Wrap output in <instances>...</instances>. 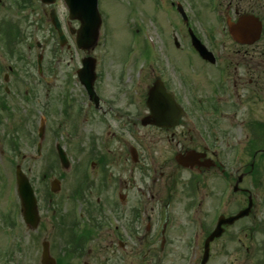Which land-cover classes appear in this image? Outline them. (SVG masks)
<instances>
[{"label": "flooded vegetation", "instance_id": "obj_1", "mask_svg": "<svg viewBox=\"0 0 264 264\" xmlns=\"http://www.w3.org/2000/svg\"><path fill=\"white\" fill-rule=\"evenodd\" d=\"M243 1V7L238 4L232 7L228 2L222 9L220 3L214 6L210 0H148L150 19L157 31L154 45L146 44L145 48L141 90L146 113L141 116L135 115L134 74L114 77L107 74V80L116 85L113 100L105 99L101 74H96L94 98L81 86L82 101L77 106L70 92L72 79L65 81L64 92L52 95L51 89L45 87L44 92L41 87L36 93L40 81L36 74H27L24 83L29 86L22 91L20 75L13 74L16 68L5 65L11 57L15 61H27L37 50H49V45L29 38L24 56L11 49H4L3 55L0 53V142L5 149L14 141V152L24 151L33 161L44 157L46 136L52 133L56 137L61 127V124L56 129L49 127L56 103L62 106L59 113L62 124L69 126L66 140L56 142L53 151H49L57 162L46 164L41 179L46 182L40 180L39 189L31 184L39 217L33 232L37 234L48 226L63 239L62 256L53 258L56 264H201L206 239L213 232L217 217H230L245 208L227 212L232 197L246 194L245 183L257 189L261 186L262 106L250 115L237 117L240 105L236 96L242 91L253 104L257 101L253 96L264 83V0ZM181 13L186 16L185 21ZM43 14L49 21L45 9ZM203 14L209 19L204 20ZM247 15L255 16L261 23L260 37L252 43H238L233 38L237 35L234 26ZM72 25L76 27L78 23L66 22L67 27ZM190 30L214 55L215 62L202 59L192 48ZM217 31L230 43L227 49L225 45L222 47ZM170 48L174 52L171 57L165 53ZM182 54L186 58L196 56L198 62L187 61L186 70L178 68L176 59ZM230 65L234 67L230 69L233 75ZM54 67V64L46 67V74L40 77L42 82L54 81ZM5 68L8 74H2ZM179 109L185 110L184 117L179 115ZM41 119H44V138L38 152ZM235 126L241 127L242 137L231 134ZM142 128L170 134L183 128L189 144L195 148L187 149L188 146L176 152L173 156L176 167L164 173ZM115 145L121 149L114 148ZM57 146L69 160V166L64 169L58 161ZM74 155L80 159L77 163ZM119 158L122 170L118 166ZM246 158L250 159L249 163L245 162ZM81 159L84 161L80 162ZM139 163L143 180L135 186L128 166ZM55 169L61 172L54 178L50 175ZM126 172L128 178L122 176ZM183 172L187 173L183 176ZM213 173L218 178L212 181ZM178 176L182 179L184 197L175 191ZM54 179L58 182L52 183ZM62 195L66 202L61 205ZM209 195L210 205L206 202ZM59 204L63 215H57ZM218 208L221 211L216 217ZM258 211V205L252 204L248 219L254 221ZM18 214L23 223L20 205ZM42 215H50L53 220H45ZM237 222L223 226L221 236L209 243L205 264L212 257L215 241L229 238L228 229ZM257 226L254 221V226L240 230L236 237L238 246L234 249L242 253L243 264H264V240L254 245L251 242L259 232ZM45 242L42 241L41 247ZM47 244L50 254L53 242ZM182 249L186 252L184 258Z\"/></svg>", "mask_w": 264, "mask_h": 264}, {"label": "rangeland", "instance_id": "obj_2", "mask_svg": "<svg viewBox=\"0 0 264 264\" xmlns=\"http://www.w3.org/2000/svg\"><path fill=\"white\" fill-rule=\"evenodd\" d=\"M203 1L205 2L207 0ZM228 2H231L232 7L237 6L236 4L242 7L245 6L243 0H220L221 5H219L223 9ZM15 3H19L22 9H17L18 6H16ZM43 7L44 6L40 4L39 0H28V2L25 0H0V53L2 55L4 53V49L8 51L5 46H3L4 37L6 39V34L4 35V28L10 35L8 36L10 39V49L13 51L16 50V52L20 53L22 56L28 52L29 38L37 39L45 46L49 45V47H51L53 45L52 42L55 40V38L51 36V28L46 23V18L42 17ZM55 7L60 17H63L65 10L61 3H57ZM99 10L103 19V23L100 29L98 45L95 50L91 52L90 56L96 60V74H101L100 77L102 81L100 86L105 91V99L113 100V95L116 91V85L107 80V74H112V77H114L115 74H122V72L124 74H135L133 83V86H136V92L134 95L136 102L135 115H144L146 111L143 110L144 96L141 90L143 75L145 74V70L143 71L142 69L144 66L143 58L145 57L146 48V45L144 44V31L145 27H148V32L150 31L153 37L157 31L152 19H150V17H152V14L150 15V4L148 0H100ZM202 17L204 20L209 19L207 14H203ZM13 27L17 28V33H20L21 35L22 42L20 44H18L20 41L13 43L14 37L11 35V33H13ZM222 27L223 24H221L220 29ZM220 32L224 31L220 30ZM220 32L217 31L219 41H223L221 45L222 47L225 45V48L227 49L229 47L228 44L230 43L226 41L224 34L220 35ZM51 39L52 42H50ZM162 43L163 40L160 39L158 42L159 50L162 49ZM132 49L133 52L131 51ZM171 49L172 48L165 52L169 57L174 54ZM128 51H131L132 55H134V61L130 67L124 66L123 64L124 56L128 53ZM22 56L21 58H23ZM44 56L47 63L54 62L53 64L55 67L53 74H55L56 77L54 81L49 84H44L42 82L38 83L36 85V93L40 91L41 87H47L51 89L50 91L52 95H57L58 93L61 94L65 90V81L72 79L75 86L73 90L71 88V96L73 97L75 104L80 106L82 101V88L74 77L76 69L79 66V56H77L75 51L71 48L70 51L67 49H61L59 50V53L55 54L54 56L47 48L44 52ZM186 56L187 55L183 56L182 54L179 56V59H176L178 68L186 70L189 61H195L196 63L198 62L196 56L188 55L187 58ZM10 60L11 61H5V65L10 67L14 66L16 68L14 74L20 75L24 85L19 84V86L22 88V91H24V89H27L29 86L25 85L24 83L27 80V74H35L33 72L34 70L31 63L32 60L29 59L27 61H19L18 59L15 61L13 57H11ZM233 68L234 67L230 65L229 71L231 75H233V73L230 69ZM3 72L7 73V69L5 68ZM138 76H140L139 79ZM140 81L141 85L137 86ZM107 83H109V86ZM251 88L252 86H247V89ZM257 92V95L253 96V99L255 98V101H257L251 104L247 101V98H245V94L242 91H239V94L236 96L237 104L240 105L238 106L237 117L241 116L240 118H242L243 115H250L255 109H258L262 106L260 111L264 118V83L261 84L260 90ZM255 104L256 106H254ZM228 105L232 104L229 103ZM60 108H62L61 103H56L54 108L55 116L51 118V125L49 127L50 130L56 129L59 124H61V127L59 128V132L56 137H54L52 133L51 135L46 136L44 140V157L33 161L31 158L25 155L28 153H25L21 150L16 153L13 150H10L9 146L5 149L3 143L0 142V150H4L2 154H0V161L2 162V171H0V176L2 178V180L0 179V264H41L40 258L42 251V241L53 242L52 251L50 252L52 258L62 256L61 251L63 249H61V247L63 246V239L59 238L56 231H52L47 226L46 230L35 234L33 230H30L21 222L17 226L11 225L9 215L7 214L10 212H8L7 209H9L11 203L14 204L13 211L18 208V200L16 199L14 193V172L16 165L21 167V169L29 177L30 182L37 189H39L41 181L46 182V180H41L43 178V174L45 173L46 164L56 161L55 157H50L49 151H53V145L56 142H62L66 140L68 136L66 132L69 129V126H64L62 124V116L59 115L61 110ZM229 108L232 109V106H229ZM24 129L27 130L28 128L25 127ZM182 129H176L173 134L150 128L141 129L142 133L153 144L156 155L162 163V169H164V173H166L169 168L176 167L173 163V156L176 152H182L183 150H181V148H187L188 146L189 147L187 149L195 148L192 143L189 144L187 140L188 137L185 134L186 131ZM13 131H15V128H13ZM13 131L10 130L12 134H14ZM231 134L236 138L242 137L243 134L241 132V127L235 126L232 128ZM171 135L173 137H171ZM114 148H120V146L115 145ZM77 157L78 156L74 155L73 159L76 163L77 160H80ZM83 161L84 159H81L80 162ZM121 162L122 161L119 158L118 166L120 170H122ZM245 162H250V159L246 158ZM128 170H132L134 182L133 185L136 186L140 184L143 180L142 164L139 163L134 166L129 165ZM59 172H61L59 169H55L54 173H52L50 176L53 175L55 178ZM185 173L187 172H183V176ZM122 176L128 178L129 172H126ZM210 177L212 181L218 178L217 173L211 174ZM64 182L62 186L63 190L66 188V186H64ZM161 182L162 181L157 184H160ZM181 182L182 179L178 176L175 191L179 197H184V188L181 185ZM243 187L246 188V194L237 193L234 197H232L227 212L236 211L243 206L247 207L249 203L253 204L254 206L256 204L258 205L260 208L258 212L260 213H257V217L254 221H256L258 224L257 231L259 232L255 233L254 237L251 238L252 245H254L257 244V242L260 243L264 240V170L262 172V183L258 189L251 187L248 183H245ZM210 196L211 195H209L206 199V202L209 205L211 200ZM59 201H62L61 205L66 202L64 195L61 196V200ZM59 201L54 203L55 207ZM59 213L60 214L57 215H63L60 204ZM16 214L17 212L14 215ZM42 218L45 220H53L50 218V215H42ZM254 221L248 219V217L240 220L228 229L229 238L223 237L221 240L215 241L214 251L212 253V257L209 259L208 264H243L242 253H238L234 249L238 246L236 237L239 236L238 232L240 230L248 229L249 227L254 226ZM240 236H242V234H240ZM247 239L250 238L247 237ZM247 246L249 245L247 244ZM180 252L182 253L181 257L183 255L184 258L186 253L185 250L182 249Z\"/></svg>", "mask_w": 264, "mask_h": 264}, {"label": "water", "instance_id": "obj_3", "mask_svg": "<svg viewBox=\"0 0 264 264\" xmlns=\"http://www.w3.org/2000/svg\"><path fill=\"white\" fill-rule=\"evenodd\" d=\"M43 3H53L55 0H41ZM65 4L68 6L71 18L77 19L80 21V29L76 32L77 34V45L79 48L89 50L91 49L98 38V29L100 26V17L97 11V0H64ZM254 26V27H253ZM255 21L252 18H247L241 26V29L244 32H247V35H252L255 31ZM79 79L86 86L89 91V94L93 96L91 85L95 78L94 76V60L88 58L83 64V68L77 72ZM61 162L66 166L65 161L60 157ZM16 183L18 187L19 194L21 196L22 206L24 208L23 216L24 221L31 225H35L37 221V213L35 207V201L32 195L30 185L26 178L22 175L19 169L16 171ZM248 213V210L240 213L235 218L228 220H223L221 223H232L235 219L242 217ZM219 224V225H220ZM220 235V231H215L209 238L212 240L215 237ZM205 261V259H204ZM202 262V264L204 263ZM42 264H54L48 256L47 245L44 244L42 252Z\"/></svg>", "mask_w": 264, "mask_h": 264}]
</instances>
